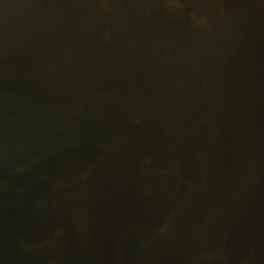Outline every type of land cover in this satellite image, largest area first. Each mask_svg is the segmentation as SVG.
I'll return each mask as SVG.
<instances>
[{
  "label": "water",
  "instance_id": "1",
  "mask_svg": "<svg viewBox=\"0 0 264 264\" xmlns=\"http://www.w3.org/2000/svg\"><path fill=\"white\" fill-rule=\"evenodd\" d=\"M0 264H264V0H0Z\"/></svg>",
  "mask_w": 264,
  "mask_h": 264
}]
</instances>
